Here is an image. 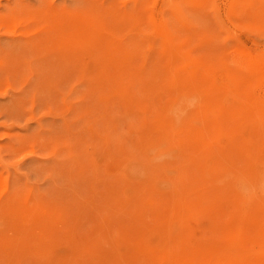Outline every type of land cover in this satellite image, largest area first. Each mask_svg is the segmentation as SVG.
<instances>
[{
	"label": "rangeland",
	"instance_id": "1",
	"mask_svg": "<svg viewBox=\"0 0 264 264\" xmlns=\"http://www.w3.org/2000/svg\"><path fill=\"white\" fill-rule=\"evenodd\" d=\"M263 101L264 0H0V264H264Z\"/></svg>",
	"mask_w": 264,
	"mask_h": 264
},
{
	"label": "bare ground",
	"instance_id": "2",
	"mask_svg": "<svg viewBox=\"0 0 264 264\" xmlns=\"http://www.w3.org/2000/svg\"><path fill=\"white\" fill-rule=\"evenodd\" d=\"M160 43H161V42H160ZM227 54H228V53H227ZM227 54H226V55H227ZM231 55H232V54H231ZM227 57H228V55H227ZM233 60H234V59H233ZM236 61H237V60H236ZM122 65H123V64H122ZM147 79H148V78H147ZM200 90H202V89H200ZM196 91H197V90H196ZM200 93H201V91H200ZM222 95H223V94H222ZM219 97H220V96H219ZM216 98H217V97H216ZM223 98H224V97H223ZM214 99H215V97H214ZM218 99H219V98H218ZM220 99H222V96H221ZM220 99H219V100H220ZM257 101H258V100H257ZM258 102H259V101H258ZM261 102H262V101H261ZM261 102H260V103H261ZM263 102H264V101H263ZM216 104H217V100H216ZM217 105H218V104H217ZM236 105H237V104H236ZM239 105H240V103H239ZM221 106H222V105H221ZM234 106H235V105H234ZM228 107H229V106H228ZM231 107H232V106H231ZM231 107H229V108H231ZM222 108H223V107H222ZM222 108H221V109H222ZM234 108H235V107H234ZM237 108H238V107H237ZM262 109H263V108H262ZM252 110H253V109H252ZM219 111H220V110H219ZM224 112H225V111H224ZM227 112H229V111H227ZM245 113H246V112H245ZM258 113H259V112H258ZM260 113H261V112H260ZM260 113H259V116L261 115ZM165 116H167V115H165ZM169 116H170V115H169ZM252 116H253V115H252ZM171 117H172V116H171ZM246 117H247V116H246ZM254 118L256 119V117H254ZM168 119H169V118H168ZM238 119H239V118H238ZM240 119H241V118H240ZM245 119H247V118H245ZM245 119L243 118L242 120H240V122L243 121V120H245ZM248 120H249V118H248ZM157 125H158V124H157ZM251 125H252V122H251ZM253 125H254V124H253ZM253 125H252V126H253ZM162 126H163V125H162ZM183 126H184V125H183ZM252 126L250 127L251 129H252ZM164 127H165V125H164ZM254 127H256V126L254 125ZM257 127H258V126H257ZM168 128H169V126H168ZM250 128H249V130L252 131ZM164 129H165V128H164ZM169 129H170V128H169ZM256 129H257V128H255L254 130H256ZM252 132H253V131H252ZM255 132H256V131H255ZM255 132H254V133H255ZM249 134H250V132H249ZM251 134H252V133H251ZM135 135H136V134H135ZM231 135H232V134H231ZM236 135H238V134H236ZM239 135H240V134H239ZM183 136H184V135H183ZM251 136H252V135H251ZM255 136H256V135H255ZM172 137H173V135H172ZM184 137H185V136H184ZM233 137H234V136H233ZM242 137H243V136H242ZM248 137H250V136H248ZM256 137H257V136H256ZM227 138H228V137H227ZM253 138H254V137H251L252 140H253ZM235 139H236V138H235ZM242 139H243V138H242ZM137 140H138V139H137ZM237 140H238V138H237ZM256 141H257V140H255V142H256ZM218 142H219V141H218ZM252 142H253L252 145H254V141H252ZM257 142H258V141H257ZM229 143H230V142H229ZM241 143H242V142H241ZM244 143H245V142H244ZM230 144H231V143H230ZM233 144H234V143H233ZM176 145H177V144H176ZM231 146H232V145H231ZM234 146H236V145H234ZM234 146H232V147H234ZM242 146H243L242 150H243V149L245 150L243 144H242ZM246 146H247V145H246ZM261 146L264 147V144L261 145ZM261 146H260V147H261ZM204 147H205V149H206V146H204ZM207 147H208V146H207ZM238 147H239V146H238ZM258 147H259V146H258ZM217 148H218V147H217ZM251 148H252V147H251ZM177 149H178V148H177ZM248 149H249V145H248ZM248 149H246V150H248ZM218 150H219V149H218ZM218 150H217V151H218ZM239 150H240V147H239ZM239 150H238V151H239ZM242 150H240V152H241ZM251 150H252V149H251ZM251 150H250V151H251ZM194 151H195V150H194ZM201 151H202V150L200 149V152H201ZM204 151H205V150H204ZM219 152H220V150H219ZM255 152H257L256 149H255ZM261 152H262V147H261ZM246 153H247V151H246ZM197 154H198V153H197ZM257 154H258V152H257ZM178 155H179V154H178ZM178 155H177V157H178ZM195 155H196V154H195ZM203 155H204V154H203ZM242 155H243V154H242ZM254 155H255V153H254ZM249 156H250V155H249ZM177 157H176V158H177ZM200 157H201V156H200ZM224 157H225V156H224ZM242 157H243V156H242ZM252 157L254 158L253 155H252ZM249 158L252 159L251 157H249ZM255 158H256V157H255ZM185 161H186V159H185ZM226 161H227V160H226ZM234 161H235V160H234ZM237 161H238V160H237ZM239 161H240V159H239ZM241 161H242V159H241ZM241 161H240V163H241ZM245 162H246V159H245L244 163H245ZM247 162H248V161H247ZM247 162H246V163H247ZM145 163H146V162H145ZM186 163H187V161H186ZM192 163H193V162H192ZM230 164H231V163H230ZM238 164H239V163H238ZM249 164H250V162H249ZM227 165H228V164H227ZM176 166H177V165H176ZM249 166H250V165H249ZM158 167H159V166H158ZM240 167H242V166H240ZM150 168H151V167H150ZM237 168H238V167H237ZM244 168H245V170H246V167H245V166H244ZM252 168H253V167H252ZM260 168H261V167H260ZM262 168H263V167H262ZM239 169H240V168H239ZM186 170H187V169H186ZM254 170H255V169H254ZM241 171H244V170L242 169ZM248 171H249V170H248ZM249 172H251V171H249ZM175 174H176V173H175ZM239 175H240V174H239ZM77 177H78V176H77ZM261 177H262V176H261ZM241 178H242V176H241ZM237 179H238V178H237ZM243 182H244V181H243ZM248 184H249V183H248ZM253 184H255V182H254ZM244 185H245V184H244ZM191 186H192V185H191ZM249 187H250V186H249ZM259 187H260V185H259ZM239 191H240V190H239ZM263 191H264V190H263ZM183 193H184V192H183ZM249 193H250V192H249ZM258 193H259V192H258ZM262 193H263V192H262ZM179 194H180V193H179ZM170 195H171V193H170ZM250 195H251V194H250ZM260 195H261V194H260ZM220 197H221V196H220ZM225 197H226V196H225ZM260 198H261V196H260ZM231 199H232V197H231ZM225 200H226V198H225ZM261 200H262V198H261ZM227 201H228V200H227ZM256 202H257V201H256ZM262 202H263V201H262ZM201 203H202V202H201ZM227 203H229V201H228ZM233 203H234V202H233ZM239 203H240V202H239ZM190 204H191V203H190ZM198 204H199V203H198ZM263 204H264V203H263ZM195 205H197V203H196ZM199 205H200V204H199ZM168 206H169V205H168ZM193 206H194V204H193ZM228 206H229V205H228ZM231 206H232V205H230V207H231ZM178 207H179V206H178ZM185 207H186V206H185ZM198 207H199V206H198ZM212 207H213V206H212ZM212 207H211V209H212ZM226 207H227V205H226ZM235 207H237V206H235ZM235 207H234V208H235ZM175 208H177V206H176ZM202 208H203V207H202ZM208 208H209V207L207 206V209H208ZM224 208H225V207L223 206L222 209H224ZM231 208H233V206H232ZM209 209H210V208H209ZM228 209H229V208H228ZM235 209H236V208H235ZM260 209H261V208H260ZM179 210H181V209H178V211H179ZM213 210H214V209H213ZM224 210H226V209H224ZM261 210H262V209H261ZM178 211H177V212H178ZM200 211H201V210H200ZM229 211H230V210H229ZM181 212H182V211H181ZM210 212H211V210H210ZM214 212H216V210H215ZM214 212H213V213H214ZM255 212H256V211H255ZM155 213H156V212H155ZM179 213H180V212H179ZM213 213H212V214H209V217H210V215H214V214L216 215V213H214V214H213ZM221 213L224 215V214L226 213V211H225V213H224V212H222V210H221ZM233 213H234V212H233ZM261 213H263V212H261ZM261 213H260V214H261ZM180 214H181V213H180ZM226 214H227V213H226ZM235 214H237V213H235ZM257 214H258V213H257ZM260 214H259V215H260ZM185 215H186V214H185ZM215 215H214L213 217H212V216H211V217L214 218ZM217 215H218V214H217ZM239 215H240V214H239ZM250 215H251V214H250ZM183 216H184V213H183ZM219 216H221V215H218V216H216L215 218H217V217H219ZM257 216H258V215H257ZM260 216H263V215L261 214ZM211 217H210L209 219H211ZM235 217H236V216H235ZM263 217H264V216H263ZM220 218H221V217H220ZM233 218H234V217H233ZM236 218H237V217H236ZM236 218H234V219H236ZM255 218H256V217H255ZM258 218H260V217H258ZM202 219H203V218H202ZM218 220H219V219H218ZM238 220H239V219H238ZM242 220H243V218H242ZM254 220H255V219H254V217H253V221H254ZM219 221L222 222L221 220H219ZM253 221H252V222H253ZM256 221H257V220H255V223H259L258 221H257V222H256ZM253 223H254V222H253ZM261 223H262V222H261ZM250 224H251V223H250ZM250 224H249V225H250ZM241 225H242V224H241ZM245 225H246V223H245ZM230 226H232V225H230ZM238 226H239V224H238ZM242 226H244V225H242ZM245 227H246V226H245ZM245 227H244V228H245ZM250 227H251V226H250ZM253 227H255V226H253ZM253 227H251V228H253ZM260 227H261V226H260ZM212 228H213V227H212ZM240 228H241V227H240ZM244 228H243V229H244ZM251 228H250V229H251ZM257 228H258V227H257V225H256L255 230H256ZM233 229H234V228H233ZM246 229H247V228H246ZM246 229H245V230H246ZM248 229H249V227H248ZM262 229H263V228H262ZM229 230H230V229H229ZM238 230H239V229H238ZM253 230H254V229H252V231H253ZM236 231H237V230H236ZM236 231H234V232H236ZM240 231H241V229H240ZM240 231H239V232H240ZM231 232H232V231H231ZM242 232H243V231H242ZM244 232H245V231H244ZM244 232H243V233H244ZM246 232H247V234H249V235L251 234V233H249V231H247V230H246ZM246 232H245V233H246ZM236 233H237V232H236ZM252 233H253V232H252ZM225 234H226V233H225ZM237 234H238V233H237ZM239 234H240V233H239ZM239 234H238V237L241 238V236H240ZM255 234L258 236V232H257V233L254 232V235L251 234V239H252L251 241H252V242H253V238H254L253 236H255L254 241H255V239H256V235H255ZM223 235H224V234H223ZM234 235H236V234H234ZM252 235H253V236H252ZM135 237H136V236H135ZM222 237H223V236H222ZM224 237H225V236H224ZM228 237H229V236H228ZM232 237H233V236H232ZM236 237H237V236H236ZM249 237H250V236H249ZM258 237H259V236H258ZM258 237H257V238H258ZM139 238H140V237H139ZM234 238H235V237H234ZM243 238H244V237H243ZM205 239H206V238H205ZM205 239H204V240H205ZM228 239H229V238H228ZM231 239H232V238H231ZM231 239H230V240H231ZM236 239H237V238H236ZM244 239H247V237H245ZM260 239H262V238H260ZM260 239H259V240H260ZM138 240H139V239H138ZM138 240H137V241H138ZM204 240H203V241H204ZM217 240H218V239H217ZM241 240H242V238H241ZM259 240H258V243H261V241H259ZM137 241L135 240V243H136ZM140 241H141V240H140ZM203 241H201L200 243H202ZM221 241H222V239H221ZM226 241H227V240H226ZM243 241H244V240H243ZM243 241H242V242H243ZM247 241H248V239H247ZM251 241H250V242H251ZM262 241H264V237H263V240H262ZM138 242H139V241H138ZM205 242H206V241H205ZM213 242H214V241H213ZM236 242H237V241H236ZM248 242H249V241H248ZM255 242H256V241H255ZM203 243H204V242H203ZM221 243H222V242H221ZM227 243H228V242H227ZM253 243H254V242H253ZM262 243H264V242H262ZM262 243H261V244H262ZM212 244H213V243H212ZM261 244H260V245H261ZM196 245H197V244H196ZM198 245H199V244H198ZM217 245H218V244H217ZM224 245H225V244H224ZM200 246H201V245H200ZM211 246H212V245H211ZM211 246H210V247H211ZM218 246H219V245H218ZM222 246H223V245H222ZM225 246H226V245H225ZM245 246H246V245H245ZM251 246H252V243H251ZM262 246H263V245H262ZM215 247H216V246H215ZM246 247H248V246H246ZM252 247H253V246H252ZM257 247H258V246H257ZM257 247H256V248H257ZM259 247H260V246H259ZM188 248H189V247H188ZM202 248H204V247L202 246ZM212 248H213V247H212ZM249 248H250V247H249ZM256 248H255V249H256ZM189 249H190V248H189ZM244 249H245V248H244ZM247 249H248V248H247ZM253 249H254V248H253ZM198 250L200 251V248H199ZM205 250H209V249H205ZM213 250H214V249H213ZM257 250H258V249H257ZM190 251H191V250H190ZM194 251H195V254H196V253H197L196 248H195V250H193V252H194ZM199 251H198V253H199ZM191 252H192V251H191ZM191 252H190V254H191ZM193 252H192V253H193ZM202 252H203V250H202ZM237 252H238V251H237ZM203 253H204V252H203ZM203 253H201V254H203ZM205 253H206V252H205ZM211 253H212V252H211ZM262 253H263V252H262ZM195 254H193V255L195 256ZM206 254H207V253H206ZM206 254H205V255H206ZM259 254H260V253H259ZM259 254H258V255H259ZM207 255H208V254H207ZM258 255H257V257H258ZM263 255H264V254H263ZM196 256H197V255H196ZM198 256H199V254H198ZM198 256H197V257H198ZM203 256H204V255H202V257H203ZM252 256H253V255H252ZM255 256H256V255H255ZM199 257H201V256H199ZM253 257H254V256H253ZM204 258H206V257L204 256ZM209 258H210V255H209ZM209 258H208V259H209ZM220 258H221V257H220ZM222 258H223V257H222ZM255 258H256V257H255ZM255 258H254V261H255ZM258 258H259V257H258ZM258 258H256V260H258ZM211 259H212V258H211ZM246 259L248 260L247 257H246ZM249 259H250V258H249ZM252 259H253V258H252ZM259 259H261V258H259ZM229 260L231 261L230 258L228 259V261H229ZM262 260L264 261L263 258H262ZM210 261H211V260H210ZM212 261H213V260H212ZM228 261H227V262H228ZM251 261H252V260H251ZM254 261H253V262H254ZM245 262L250 263V261H246V260H245ZM256 262H257V261H256ZM207 263H208V262H207ZM230 263H231V262H230ZM203 264H204V263H203ZM225 264H227V263H225ZM231 264H233V263H231ZM237 264H238V263H237ZM241 264H243V263H241ZM245 264H246V263H245ZM253 264H254V263H253ZM255 264H256V263H255ZM257 264H258V263H257ZM261 264H262V263H261Z\"/></svg>",
	"mask_w": 264,
	"mask_h": 264
}]
</instances>
